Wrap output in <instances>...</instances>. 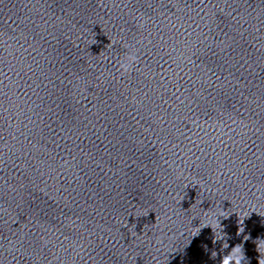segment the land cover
<instances>
[{
    "label": "clouds",
    "instance_id": "clouds-1",
    "mask_svg": "<svg viewBox=\"0 0 264 264\" xmlns=\"http://www.w3.org/2000/svg\"><path fill=\"white\" fill-rule=\"evenodd\" d=\"M115 43H116L115 41L110 42L111 45H114ZM140 43L141 41H136L135 43H122V47L126 49V52L120 57L119 61L117 62L116 71L119 73V76L123 77L126 75H131L136 70L135 66L139 63L140 60L139 56L137 55L138 49L136 45ZM110 44H108V46ZM105 59H107V57ZM245 212L246 214L243 216V218L239 216V221H238L239 225H243L244 219L250 216L247 213V210ZM252 212L255 211L253 210ZM205 214L207 215V222H204L203 227H201L200 226L201 221H200V224L197 227H194L196 229V232L193 234L192 237L199 235L201 229L205 227H211L214 233L213 244L215 245L218 241H222L223 243H222L221 251H223V249H228L229 244L226 240V234L220 223L219 217H223L227 219L230 216V213H228V211L223 210L222 208H218V210L216 211H212L210 208L209 210L205 211ZM124 227H127V225H124ZM243 232H244V227L241 226L239 227L237 235ZM244 239L247 240L248 237L245 236ZM157 243L159 244L160 241L158 240ZM262 249H264V243L256 244V251L259 253L258 264H264V250ZM217 255L218 253L216 251H212L210 258L214 260L217 257ZM153 259H155V257H153ZM245 261H247V258L243 250V245L238 244L235 247H232L231 251L228 252L226 255H222L220 264H244ZM156 264H160L159 260H156Z\"/></svg>",
    "mask_w": 264,
    "mask_h": 264
}]
</instances>
